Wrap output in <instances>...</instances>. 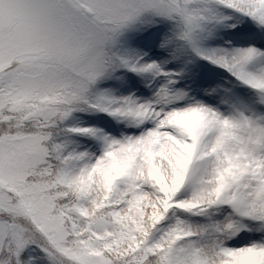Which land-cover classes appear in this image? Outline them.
Returning a JSON list of instances; mask_svg holds the SVG:
<instances>
[{
  "label": "snow or ice",
  "instance_id": "6c2138e0",
  "mask_svg": "<svg viewBox=\"0 0 264 264\" xmlns=\"http://www.w3.org/2000/svg\"><path fill=\"white\" fill-rule=\"evenodd\" d=\"M0 264H264V0H0Z\"/></svg>",
  "mask_w": 264,
  "mask_h": 264
}]
</instances>
